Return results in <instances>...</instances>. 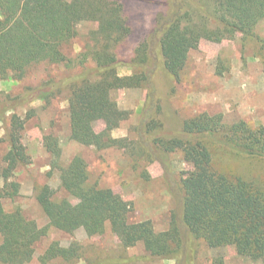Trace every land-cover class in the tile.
I'll list each match as a JSON object with an SVG mask.
<instances>
[{
	"label": "trees",
	"instance_id": "1",
	"mask_svg": "<svg viewBox=\"0 0 264 264\" xmlns=\"http://www.w3.org/2000/svg\"><path fill=\"white\" fill-rule=\"evenodd\" d=\"M123 2L0 0V79L20 81L40 63H62L68 69L60 77L24 87L11 101H1L0 119L26 100L50 101L64 92L70 139L97 149L133 146L138 155L163 163L169 152H181L191 169L180 180V213L173 212L168 228L162 231L155 230L149 219L133 220L132 203L92 181L81 155L66 164L59 162L60 146L51 134L43 135V144L52 153L51 166L59 170V188L67 196H57L48 183L37 187L35 198L47 218L43 226L27 218L19 206L6 211L2 199L20 194V183L13 179L16 168L30 163L22 143L23 120L13 113L5 127L8 148L0 173L4 181L0 187V264H27L35 242L49 227L67 233L81 227L90 236L103 233L107 226L121 246L141 243L151 256L174 259L177 264L192 263L194 242L206 247L232 246L239 256L264 264V173L243 169L240 163L264 158V126L242 119L226 123L221 113L201 111L166 130L160 118L163 95L159 90L160 78L179 79L189 51L201 39L218 43L240 34L244 40L256 38L264 49V39L256 36L257 24L264 21V0H162L163 9L150 32L128 58L119 53L132 32ZM82 20L93 22L95 28L85 35L83 49L69 57L62 47L80 35ZM121 66L132 72L120 74ZM136 87L145 89L134 127L136 139L113 137L111 131L129 111L117 105L112 92ZM99 120L104 126L97 131L94 123ZM216 145L223 155L239 159L241 168L216 164ZM75 251V245L63 247L52 241L41 260L45 263L56 256L69 260ZM214 262L222 264L223 259Z\"/></svg>",
	"mask_w": 264,
	"mask_h": 264
},
{
	"label": "rangeland",
	"instance_id": "2",
	"mask_svg": "<svg viewBox=\"0 0 264 264\" xmlns=\"http://www.w3.org/2000/svg\"><path fill=\"white\" fill-rule=\"evenodd\" d=\"M160 1L124 0L132 32L120 47L119 53L123 58L130 57L134 47L147 37L156 15L163 9ZM93 28V22L82 20L78 24L80 35L71 43L63 45V52L69 57L76 55L83 49L88 30ZM256 36L264 39V21L257 24ZM260 46L261 42L256 38L244 40L240 34L218 43L201 39L198 46L189 51L177 81L160 78L159 90L163 95L160 118L166 130L201 111L221 113L226 123L242 119L250 124L264 126V49ZM221 67L223 69L219 73ZM131 72L132 69L127 66L119 68L122 75ZM65 73H68V69L62 63H40L32 66L27 76L20 81L0 79V102L11 101L28 85ZM112 97L121 109L129 111L128 117L111 131L112 136L136 139L134 127L140 119L145 89L119 88L112 92ZM13 113L23 120L22 143L30 163L16 168L13 179L20 183V194L13 199H2L6 211L19 206L27 218L43 226L47 218L35 198L37 187L48 183L56 189L57 196H67L59 188V170L51 166L52 153L43 144V135L51 134L58 139L59 162L66 164L74 155H81L87 163L92 181L101 187L111 188L132 203L133 220L149 219L155 230L162 231L168 228L173 212L180 213V180L191 169L190 162L183 158L181 152H169L163 163L158 158L149 160L138 155L133 146L97 149L70 139L64 92L50 101L26 100L6 111L5 118L0 119V173L2 157L8 148L5 127ZM103 126L100 120L94 123L97 131ZM213 153L216 164L226 162L236 164L237 169L246 167V170L264 173V158L249 160L247 164L240 162L243 165L239 167V159L223 155L217 145ZM3 182L0 174V187ZM52 241H58L63 247L75 245L74 257L66 260L56 256L44 263L41 255ZM194 249L191 264H214L218 257H222V264H261L239 256L232 246L206 247L194 242ZM111 260L120 261V264H177L174 259L151 256L141 243L130 247L121 246L108 226L103 233L90 236L81 227L72 233L49 227L47 233L35 242L33 256L27 264H108Z\"/></svg>",
	"mask_w": 264,
	"mask_h": 264
}]
</instances>
